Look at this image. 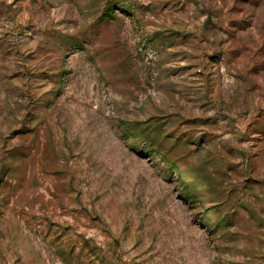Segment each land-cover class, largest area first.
Masks as SVG:
<instances>
[{
    "label": "rangeland",
    "instance_id": "1",
    "mask_svg": "<svg viewBox=\"0 0 264 264\" xmlns=\"http://www.w3.org/2000/svg\"><path fill=\"white\" fill-rule=\"evenodd\" d=\"M0 264H264V0H0Z\"/></svg>",
    "mask_w": 264,
    "mask_h": 264
},
{
    "label": "trees",
    "instance_id": "2",
    "mask_svg": "<svg viewBox=\"0 0 264 264\" xmlns=\"http://www.w3.org/2000/svg\"><path fill=\"white\" fill-rule=\"evenodd\" d=\"M126 6H127V8H129L128 5H126ZM125 8H126V7L121 6V7H119L118 9L121 10V9H125Z\"/></svg>",
    "mask_w": 264,
    "mask_h": 264
}]
</instances>
